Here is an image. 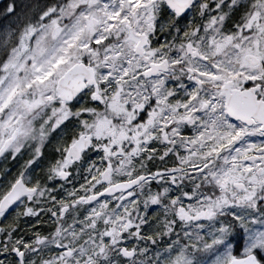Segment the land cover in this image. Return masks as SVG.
I'll use <instances>...</instances> for the list:
<instances>
[{
  "label": "snow or ice",
  "instance_id": "6c2138e0",
  "mask_svg": "<svg viewBox=\"0 0 264 264\" xmlns=\"http://www.w3.org/2000/svg\"><path fill=\"white\" fill-rule=\"evenodd\" d=\"M0 14V264H264V0Z\"/></svg>",
  "mask_w": 264,
  "mask_h": 264
},
{
  "label": "rangeland",
  "instance_id": "374dc122",
  "mask_svg": "<svg viewBox=\"0 0 264 264\" xmlns=\"http://www.w3.org/2000/svg\"><path fill=\"white\" fill-rule=\"evenodd\" d=\"M8 2L9 1H7V3ZM7 3H4V4H2L0 6V13L3 12V9H4V7L6 6ZM6 23H7V20L5 19V17L2 14H0V30L3 29V27L6 25ZM54 142H55V140L53 141V143ZM7 163H8V165L10 167L13 168V170L15 169V165L17 166V164L14 161H12V160H9ZM3 167H5V161L3 159H0V168H3Z\"/></svg>",
  "mask_w": 264,
  "mask_h": 264
},
{
  "label": "trees",
  "instance_id": "16d2710c",
  "mask_svg": "<svg viewBox=\"0 0 264 264\" xmlns=\"http://www.w3.org/2000/svg\"><path fill=\"white\" fill-rule=\"evenodd\" d=\"M30 2H32V3H44V2H46V0H30ZM5 3H7V2H5Z\"/></svg>",
  "mask_w": 264,
  "mask_h": 264
},
{
  "label": "water",
  "instance_id": "95a60500",
  "mask_svg": "<svg viewBox=\"0 0 264 264\" xmlns=\"http://www.w3.org/2000/svg\"><path fill=\"white\" fill-rule=\"evenodd\" d=\"M4 0H0V3L3 2Z\"/></svg>",
  "mask_w": 264,
  "mask_h": 264
}]
</instances>
